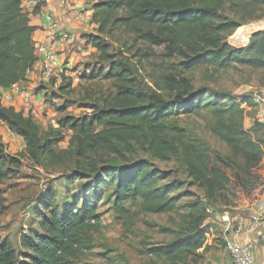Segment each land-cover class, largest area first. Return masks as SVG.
<instances>
[{"label":"trees","instance_id":"1","mask_svg":"<svg viewBox=\"0 0 264 264\" xmlns=\"http://www.w3.org/2000/svg\"><path fill=\"white\" fill-rule=\"evenodd\" d=\"M235 1L95 0L92 22L98 27L97 34L87 35L85 40L96 50L99 62L109 68L94 67L85 77L113 81L116 93L96 100L91 116H66L59 120L58 130L46 134L32 116L6 107L0 94V123L25 146L19 156H11L5 154L0 138V216L7 211L3 184L12 177L7 167H18L22 160L50 168L72 163V179L92 181L95 190L112 182L113 211L123 224L131 217L126 208L130 203H139L142 214H170L178 209V198L172 196L177 188L162 186L148 161L126 162V156L137 150L153 160L173 159L185 166L188 176L205 188L210 199L226 190L233 171L245 185L241 172L246 169L238 161L248 164L254 175L264 157V149L244 127L245 106L253 104L249 96L218 94L226 102L210 100L205 105L214 114L212 133L231 150L227 158L175 121L180 115L199 112L208 95L205 89L194 92V71L232 66L264 69V33L254 34L245 48L232 47L226 41L242 24L223 19L220 10L223 4ZM250 1L264 6V0ZM35 31L22 0H0V89L23 83L33 71L38 61ZM156 46H164V53L159 55L153 49ZM161 58L179 61L168 68L162 62H150ZM146 63H152L151 84H142L137 76ZM256 118V124L263 125ZM62 130L73 134L69 148L58 151L57 145L66 139ZM98 199L85 200L82 206L70 204L62 211L56 206L55 194L48 192L41 203L46 213L38 214L39 230L22 233L21 250L0 235V264H81L94 249L93 233L101 223ZM183 218L187 225L183 236L142 254L173 260L190 248L209 252L211 226L192 214Z\"/></svg>","mask_w":264,"mask_h":264},{"label":"rangeland","instance_id":"2","mask_svg":"<svg viewBox=\"0 0 264 264\" xmlns=\"http://www.w3.org/2000/svg\"><path fill=\"white\" fill-rule=\"evenodd\" d=\"M220 14L223 19L242 24L241 27L227 38V43L235 48L247 47L252 36L264 33V6H255L250 0H238L223 4ZM116 52L118 46L115 45ZM153 49L159 54L165 51L164 46ZM120 59V58H119ZM67 62V60H65ZM179 60L151 59L168 68ZM70 64V65H69ZM69 67L52 80L40 86L35 92L40 95L42 108L36 110L32 117L41 127L44 134L58 130V122L66 116L76 118L91 116V106L102 96L116 93L113 81L102 78L86 79V75L94 67L108 70L109 65L100 63L97 55L88 54L80 61L69 62ZM152 63H146L137 74L138 80L150 83ZM194 92L207 90V96L197 113L180 115L175 119L188 133L194 134L205 142L212 150L222 157L231 156L226 143L212 133L210 124L215 121L214 114L205 108L210 100L226 102L218 94L249 96L254 88H264V69L246 66H232L227 69L203 67L193 72ZM38 85V82H37ZM213 94L212 97H209ZM198 96L194 97L197 99ZM193 98V99H194ZM187 104H190L191 99ZM195 104L198 103L194 101ZM252 102V101H251ZM47 105V107H45ZM246 107L244 127L251 130L252 139L264 149V125L255 122L256 108L254 104ZM26 109V108H25ZM25 114H31L21 108ZM33 111V110H32ZM174 120V119H172ZM65 141L58 144V151L69 148L72 132L62 130ZM0 138L4 143L5 154L19 156L24 151L21 139L0 130ZM128 164L146 160L150 167L161 178V185L177 188L172 196L178 198L177 210L170 214L152 215L140 213L139 203H130L126 208L131 217L123 224L118 222L114 211V184L104 183L100 190H95L92 181L74 180L71 172L72 163L60 167H45L42 163L22 160L18 167H7L12 177L3 184L7 211L0 216V235L8 238L17 250L20 249V236L39 230V213L45 214L42 201L48 192H53L56 206L64 210L67 205L78 203L82 206L85 200L98 199V213L101 223L93 233L94 249L87 254L81 264H201L208 255L218 254L224 250L226 232L223 214L228 212L232 220L247 219L255 215L264 204V157L258 173L252 175L251 168L243 160L238 161L239 167L246 169L241 172V182L237 181L236 172L231 174V182L226 190L210 199L205 188L191 179L186 167L176 160H153L142 151L126 156ZM251 174L254 178L247 177ZM192 214L196 218H204V224L211 226L212 231L207 242L212 249L203 253L204 248H190L176 259L152 258L143 255L146 249L157 245L174 242L187 232L184 216Z\"/></svg>","mask_w":264,"mask_h":264},{"label":"crops","instance_id":"3","mask_svg":"<svg viewBox=\"0 0 264 264\" xmlns=\"http://www.w3.org/2000/svg\"><path fill=\"white\" fill-rule=\"evenodd\" d=\"M95 0H69L66 4H62L61 0H49V7L41 9L39 12L30 15L31 26L36 28L33 36L35 47L40 45H48L46 33L43 30V25L48 24V18L59 24V27L71 32V40L68 43L56 46L57 57L61 63L69 64V62H76L83 60L88 54L97 55L95 49L86 44L85 36L97 34V25L92 22L93 10L92 7ZM90 9L91 12L85 18H80L79 13ZM67 60V62L65 61ZM70 65V64H69ZM41 71V62H37L33 71L30 74L29 81L23 83L22 87L28 89L33 94V98L37 100L36 105L32 108V115L36 110L42 108L43 103L40 101V95H37L35 88L39 82V75ZM3 104L6 107H14L17 111L24 108V101L19 95H11L9 100H4ZM47 107V105L45 106ZM36 109V110H35ZM6 130L10 135H14L9 131L6 125L0 123V130ZM24 149V143L22 142ZM254 216L264 217V204L261 206ZM250 219H237L233 221H242L243 230L239 233L230 231L228 237L240 240L242 242L251 241L255 244L254 255L255 259L260 262L264 259V240L259 239L258 231L252 228ZM201 264H232L230 256L225 250L218 254L208 255Z\"/></svg>","mask_w":264,"mask_h":264},{"label":"built area","instance_id":"4","mask_svg":"<svg viewBox=\"0 0 264 264\" xmlns=\"http://www.w3.org/2000/svg\"><path fill=\"white\" fill-rule=\"evenodd\" d=\"M69 0H61L62 4H66ZM24 10L30 15L34 14L36 8L45 9L49 7V0H22ZM91 12L90 9L79 13L80 18H85ZM43 30L46 33V39L48 45H40L36 47L37 62H41V71L39 75V82L36 90L40 86L48 84L53 77H59L60 74L69 67L66 63H61L58 59L56 46L68 43L71 40V32L59 27V24L50 17L48 18V24L43 25ZM31 74V73H30ZM30 74L26 77L23 83L29 81ZM21 84H17L8 90L0 89L2 101L9 100L10 96L15 94L21 96L24 101V110L31 111V114H25L32 116V108L36 105L37 100L33 98L28 89L22 87ZM249 97L254 104L257 112L256 120L264 125V88H254L251 90ZM26 108V109H25ZM223 222L226 226V232L234 231L239 233L243 230L242 221H233L228 212L223 214ZM250 224L253 229L258 231L259 239L264 240V217L252 216ZM224 250L230 256L232 264H264V259L258 262L255 259L254 250L255 244L251 241L242 242L237 239L225 237Z\"/></svg>","mask_w":264,"mask_h":264}]
</instances>
